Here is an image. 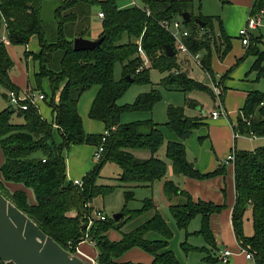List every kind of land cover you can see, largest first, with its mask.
I'll return each mask as SVG.
<instances>
[{"label":"trees","instance_id":"trees-1","mask_svg":"<svg viewBox=\"0 0 264 264\" xmlns=\"http://www.w3.org/2000/svg\"><path fill=\"white\" fill-rule=\"evenodd\" d=\"M254 1L251 11L264 8V0ZM126 2L129 0H59L53 11L56 28L50 33L46 31L41 19V0H0V28L5 30L8 43L26 46L30 37L36 36L38 50H25L24 57L31 56L37 62L38 70L33 75L35 90L43 94V100L52 113V119L48 121L41 116L38 107L31 104L25 110L15 111L9 106L0 111V149L4 156L0 164V193L66 250L74 252L87 233L94 241L96 261L99 264H141L118 260L133 247H139L151 256L149 264H180L174 252L168 248L172 230L151 197L143 199L138 209H123L122 216L127 214V218L151 209L154 213L131 231L121 233L117 240L109 239L106 232L110 229L119 230L124 222L121 221L122 216L116 221L107 216L105 220L92 219V224L86 230L93 210L90 203L95 196L103 195L118 186L124 188V199L128 202L134 198V188L151 187L154 182L160 181L176 227L185 229L199 215L201 224L197 233L210 246L214 245L209 218L211 214L220 212L224 205L194 200L186 190L165 178L166 163L156 156L157 150L164 143V135L159 124L152 118L120 122L122 113L149 111L152 104L160 99L159 93L151 89L140 93L133 103L117 104L116 101L130 83L148 82L149 69L169 72L177 69L174 39L162 26L163 21L177 18L182 20V12H190V21L186 23L182 20L188 31L183 41L191 52L203 53L200 67L210 74L213 81L211 43L215 44L219 56L224 57L230 49L231 40L219 17L193 15L189 10L191 0H140L139 6H123ZM94 6L103 14L101 31L97 36L103 39L94 49L74 51L75 37L88 38L90 12ZM194 18L201 19L205 25H198ZM213 20L218 23V32L214 31ZM257 38V34L250 36L245 54L240 58L253 56L247 74L254 72L256 78L264 76V50L258 47ZM138 42L143 49L147 67H142V57L137 51ZM166 45L174 50L173 56L165 54ZM116 62L122 66V77L119 80L113 77ZM12 66L6 44L0 40V85L19 93L20 88L9 75ZM126 75L132 81L127 80ZM43 79L48 81L49 93L42 92ZM160 83L168 89L184 92L194 89L207 91L219 101L223 100L225 89L222 86L223 91L216 96L212 87L208 88L180 71L169 73ZM95 85L98 91L88 115L91 119L102 121L108 134L102 143L100 160L81 177L82 185L78 186L66 180L63 149L73 144L97 146L100 143L103 133L86 134L77 112L79 97ZM186 104L191 107L198 105L194 99H186ZM14 112L23 118V122L11 121ZM240 113L233 125L234 131L264 135V92L248 91ZM202 123V116H186L183 107L168 106L167 120L163 125L178 140L166 142L165 156L171 161L174 174L206 179L226 173V163L219 164L210 172L201 173L186 158L184 141ZM55 125L59 128L55 129ZM54 129L60 137L58 143L53 138ZM136 150H146L149 156H137L134 154ZM36 152L40 156L33 155ZM233 152L234 159L229 161L233 166L235 189L231 209L233 232L239 244L252 253L254 264H264V145L253 150L234 149ZM106 161L116 163L121 169L119 177L115 179L117 185L97 183ZM11 183L21 184L22 188H11ZM28 189L33 193V200L29 198ZM72 210L74 214H68ZM248 210L253 232L247 236L243 234L242 222ZM149 232H156L160 238L148 239L146 235ZM184 243L186 241L181 246L189 250ZM0 264L4 263L0 260Z\"/></svg>","mask_w":264,"mask_h":264},{"label":"rangeland","instance_id":"rangeland-1","mask_svg":"<svg viewBox=\"0 0 264 264\" xmlns=\"http://www.w3.org/2000/svg\"><path fill=\"white\" fill-rule=\"evenodd\" d=\"M131 1V0H130ZM135 3L139 6L140 0H134ZM191 6L189 10L193 13V15L198 16H211V17H219L223 22V28L225 29V33L230 37L231 46L229 51L224 55V57H220L219 54L215 51V44L211 43V69L214 79L218 81L222 79L221 83L223 87H225V91H230V104L228 106L233 107L239 101L240 95L238 94V89L242 90L245 88L244 86H250L252 90H258L260 92H264V76H260L256 78V74L254 72L248 73L249 67L253 61L252 55H247L240 59L245 54V48L242 46L240 42V38L237 33L238 30L245 25L247 14L245 15V11L249 7V11L252 10L254 5V0H191ZM59 4V0H41V19L46 27V31L52 32L56 28V22L53 16V11ZM245 4V5H244ZM247 7V8H245ZM98 7L94 6L90 12V36H97L101 31V19L98 16ZM213 28L215 32H218V23L216 20H213ZM259 29V30H258ZM257 29V45L261 49L264 50V18L261 22L260 27ZM203 33V31H202ZM254 34V33H253ZM1 37L5 36V30L3 27L0 28V40ZM215 39V36L213 37ZM219 45V43H218ZM7 52L13 62V66L10 69L9 75L10 78H13V82L17 84L19 88H23L26 84L27 79L29 80V84L32 83L34 85V73L38 70V64L34 60H27L24 57V51L36 52L37 49V40L36 36H31L29 42L26 46L20 44H8L6 45ZM223 49V47L221 48ZM202 52H199L200 60L202 57ZM177 59V69H172L169 71H160L155 68H151L148 71V82H132L128 85L126 91L122 94L121 97L116 101L117 104H125V103H133L137 96L140 93L150 91L151 89L156 90L160 99L152 104V107L149 111H144V113L148 116V118H152L154 122L159 124V127L164 133H170L174 135L173 132L168 130L163 123L167 120V108L169 105L180 106L184 108V114L186 116H202L203 123L196 129H194L191 135L187 138L189 143L193 141L194 145L198 148L201 144V141L204 140L202 135H204L202 130L207 129V124L209 123V117L206 116L207 112L217 107L221 101L218 102L215 100L207 91L202 90H191L184 92L179 89H168L164 87L160 82L166 77L169 73L173 74L175 71L185 72L189 77L194 80L202 83L208 88H211L213 85V79L210 74L203 70L197 62L193 59L185 57L182 53L176 54ZM142 67H147V62L145 59L141 58ZM250 60V61H249ZM34 68V69H33ZM225 75V76H224ZM113 77L115 80H119L122 77V66L120 62H116L113 68ZM223 77V78H221ZM221 85V86H222ZM41 89L49 93V85L46 79H43L41 82ZM223 90L220 89V92ZM8 93V89L4 88L0 85V111L8 108L10 103L6 98ZM225 95V94H224ZM216 98V97H215ZM186 99H194L197 101L198 105L195 107L188 106L186 104ZM225 98L223 96V105L226 107V111H229L230 108L227 106L224 101ZM229 108V110H228ZM16 111V109H15ZM230 113V111H229ZM222 117V116H221ZM231 117H236V114L231 113ZM11 121L13 123H21L23 122V118L19 117L15 114V112L11 116ZM204 132V131H203ZM175 137V136H174ZM53 138L57 141L59 137L57 134L53 135ZM167 141V140H166ZM236 147L238 150H253L256 147L264 144V138L259 137H244L238 136L236 138ZM58 143V142H56ZM185 144V141H184ZM70 147V146H69ZM95 148V147H94ZM188 148L191 151V145L188 144ZM146 151V150H145ZM230 152V150H229ZM39 155V152L34 153L33 155ZM230 154V153H229ZM157 155L164 162L171 161L165 156L164 145L162 144L157 150ZM63 156L65 158V165H67V171L69 172L68 167V150L67 148L63 149ZM4 156L0 149V164L3 162ZM91 165L96 161L93 159V156L89 159ZM228 167V166H227ZM73 172L75 169L73 167ZM121 173L120 167L112 162L106 161L101 170L100 177L97 179L98 184H109V185H117L118 182L115 180L119 177ZM74 177V176H73ZM81 179V177H76ZM73 179V178H71ZM15 185V186H14ZM11 188L22 187L21 184L11 183L9 184ZM134 198L129 200L128 202L124 199V188L123 187H115L113 190L103 194L95 196L91 204L96 210H102V212L108 217L112 218V216L116 213H122L123 209L133 210L138 209L143 204V199L152 198L153 202L157 206V210L159 213L165 218L167 224L172 223L174 226V231L172 232V237L169 240V246L171 250L178 252L179 258H185L186 250L181 246V243L186 241L184 246L197 245L203 246L204 238L201 234L197 233L200 229V217L196 215L187 225L185 229H178L175 225V221L168 210V203L166 197L163 195L162 187L159 182H154L152 188L151 187H137L134 188ZM30 198L33 199V193L30 189H28ZM94 209L91 211V215L94 216ZM154 210H147L137 216L132 218H127V214L121 217V221H124L119 230L110 229L106 232L107 237L109 239L117 240L120 238L121 233H126L134 229L135 227L142 224L145 220H147L152 214ZM68 214L73 215V210ZM94 220L95 218L92 217ZM92 224V223H91ZM90 224V225H91ZM171 229V228H170ZM172 230V229H171ZM194 230L196 233H194ZM252 222L249 214L244 215L242 222V231L244 235L252 234ZM154 236H158L156 232L147 233V238H154ZM89 240H91L89 238ZM79 246V244H78ZM77 246V247H78ZM78 249L83 252L84 249L88 255L93 258L97 256V249L91 242L85 241L82 243V246ZM173 251V252H174ZM73 254L78 255L82 259H84L81 254L77 252L75 249ZM84 253V252H83ZM204 252H189L188 259L190 257H202L204 256ZM150 255L143 251L139 247H133L126 252H124L120 256V260L131 262V263H141L147 264L150 263ZM85 260V259H84ZM97 264H99L97 262Z\"/></svg>","mask_w":264,"mask_h":264},{"label":"crops","instance_id":"crops-1","mask_svg":"<svg viewBox=\"0 0 264 264\" xmlns=\"http://www.w3.org/2000/svg\"><path fill=\"white\" fill-rule=\"evenodd\" d=\"M127 5H131L130 0L129 2H126L125 5L123 6H127ZM248 9L245 11V15L246 14L248 15L249 12L251 11V10L249 11ZM222 26H223V22H222ZM256 31L257 29L254 30L253 33L254 34L260 33V32L257 33ZM97 36L94 37L90 36L89 38L96 39ZM5 44L8 45L9 43H5ZM37 49H38V43H37ZM26 59L31 60V56H29ZM13 78L14 77L11 78L12 81H14ZM215 81L218 82V79ZM221 85L222 83L220 82V86ZM244 87L245 88H243L242 90L238 89V94L240 95V97L238 98L239 101L237 102V104H235L234 107L233 105L232 107L228 106V103L230 104L229 95L231 92L230 91L226 92L224 90L223 93V96L225 98L224 101L226 102L227 106L230 108V110L228 108L230 113L229 111L225 110L226 107H224L222 100L220 105L218 104L217 107L220 106L225 111V115H222V117L219 116L217 119L208 120L209 123L207 124V129L202 130V132H200L204 134L202 135L204 140L201 141V144L198 146V148L194 145L193 141L189 143L187 139L185 140L186 158L189 162H192L194 164V167L198 171H200L201 173L210 172L214 170L219 164L226 163V173L224 175H216L214 177H209L206 179H192L183 175L174 174L172 171L171 164L169 162H165L166 163L165 178L172 180L180 189L186 190L194 200L201 199L205 201H212L216 204L224 205V207L221 209L220 212L211 214L209 218V227L213 236L214 245L210 246L208 243H206V241H203V246L188 244L187 247L190 249L186 251L185 258L183 259L179 258L177 254L178 252L172 250L174 251V254L178 259V261L180 262V264H254L253 258L247 259L245 257V253L239 251V242L237 241L235 234L233 232L232 223H231V209L235 199L233 166L231 162L228 163L226 162L229 153H232L234 149L238 150L236 147L237 144L236 138H234L233 135L234 134L233 125L235 124L236 117L241 114L240 108L244 102L246 93L252 90L250 86H244ZM24 91H32L34 93L39 90H35V84L34 85H32V83L29 84V80L27 79L25 86L23 88H20L19 93H23ZM97 91H98V86L95 85L90 87L81 94L77 102V112L81 118L83 131L86 134H100L105 131V127L102 121L91 119L88 115L90 106ZM42 92L44 91L42 90ZM56 99H57V95H56ZM216 102H218V99ZM36 105L38 107L41 116L44 119L51 121L52 119L51 108L48 106L47 102L45 100H38ZM213 109H216V107H214ZM208 112L206 114L207 117H208ZM231 113L236 114V117H231ZM143 119H148V116L144 113V111L125 112L122 113L120 116L121 123H128L131 121L143 120ZM55 129L53 131V135L57 134V136L59 137V134ZM162 133L164 135V143H163L164 149L166 147L167 141L178 140L175 134L172 135L170 133H164L163 131ZM59 141H60V137L59 140L57 141L55 140V142H59ZM188 144L191 145L192 147L191 151L188 148ZM94 147H95L94 145L88 143L73 144L70 145V147H68L67 150H68L69 172L67 171L68 169L66 165V171H65L66 180L70 181L72 180L71 178L78 179L76 177H82L87 171H89L92 168L93 164L91 165L89 159L90 157H92ZM134 154L143 158L149 156L148 152L145 150H136L134 151ZM35 156H39V155L36 154ZM156 156L158 157L157 152H156ZM73 167L75 169V172H73ZM157 182H159L161 185L160 181ZM18 188H22V187H18ZM30 200L33 199L30 198ZM90 206L94 210H96V208H94L91 203ZM246 214L250 215V211L248 210L245 213V215ZM200 222H201V217H200ZM168 225L173 232L175 229L172 223L168 222ZM194 233H196L195 230ZM157 238H160V236L158 235V236H154V238L152 237L148 239H157ZM81 246L82 243H80L78 247L80 248ZM168 248L171 249L169 243H168ZM197 248H203V250H198ZM224 249H229L230 251L233 252L230 255L227 262L221 261V251ZM82 250L84 253L87 254V252L84 249ZM191 251L193 252L200 251V252H204L205 254L204 256L199 258L198 256H196V257H190L191 259H188L189 256L188 254ZM118 260L122 261L120 260V257L118 258ZM149 260L151 261V256ZM147 264H149V262Z\"/></svg>","mask_w":264,"mask_h":264},{"label":"water","instance_id":"water-1","mask_svg":"<svg viewBox=\"0 0 264 264\" xmlns=\"http://www.w3.org/2000/svg\"><path fill=\"white\" fill-rule=\"evenodd\" d=\"M181 18L184 22H189L190 12H182ZM194 21L200 26L205 25V22L199 18H194ZM102 39L103 37L96 39L75 37L73 50L94 49L100 45ZM165 54L174 55L170 45L165 46ZM125 78L132 81L129 75ZM121 216L122 213H116L112 219L116 221ZM0 260L4 264H88L44 233L2 193H0Z\"/></svg>","mask_w":264,"mask_h":264},{"label":"built area","instance_id":"built-area-1","mask_svg":"<svg viewBox=\"0 0 264 264\" xmlns=\"http://www.w3.org/2000/svg\"><path fill=\"white\" fill-rule=\"evenodd\" d=\"M131 5H136L134 0L130 1ZM98 16L101 19L103 17V14L101 12H98ZM264 18V8L260 9L256 12L250 11L249 14L246 17V22L243 27H241L238 30V37L240 38L241 44L246 47L249 44L250 36L253 34V31L258 29L261 25V22ZM162 26L171 34V36L174 39V45L177 53H182L185 55V57L193 59L195 62L201 65L200 63V56L199 53H193L190 51V49L187 47V45L184 43L183 38L188 34L187 29L185 28L183 22L181 19H173L171 21H163ZM1 40L4 41L5 43H8L6 37H1ZM137 51L138 54L145 59L143 49L141 48L140 43L138 42L137 45ZM146 61V60H145ZM147 62V61H146ZM221 86L218 82L214 81L212 85V90L217 96L220 93ZM7 99L8 102L10 103V106L14 109H22L25 110L27 109L28 105H36L38 100H43L44 96L40 91L32 92V91H24L23 93H16L14 90H8L7 93ZM220 105V104H219ZM225 115V111L218 106V109H212L208 112V117L211 119H217L219 116ZM247 124L249 123L248 120L246 122ZM56 128H59L58 126H54ZM108 134L107 130H105L102 134L100 143L95 146L94 151H93V159L95 161L100 160L102 156V151H103V145L102 143L105 141V136ZM234 138H237L238 136H244V137H259V135L254 134L253 132H248L245 134H241L237 131H234ZM261 137L264 138V135H261ZM234 159V152L230 153L227 156L226 162L228 163L229 161H233ZM73 184L81 186L82 185V179H72L70 180ZM94 216L91 215L90 218H88L86 230L88 229L89 225L92 223V217L95 218L96 220H105L106 215L102 212V210H94L93 211ZM85 241L91 242L94 244V241L89 240V237L87 233L84 234L83 239L80 241V243H83ZM79 243V244H80ZM76 250L81 256L85 259V261L88 264H97L96 258H93L86 253H83L76 247ZM239 251L245 253V257L247 259H252V253L247 250L246 247L242 246L239 244ZM233 252L230 251L229 249H224L221 251V261L222 262H227L230 255Z\"/></svg>","mask_w":264,"mask_h":264}]
</instances>
